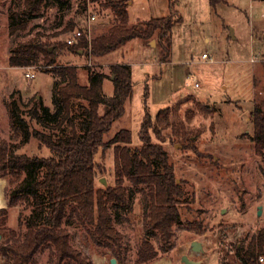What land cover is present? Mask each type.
I'll use <instances>...</instances> for the list:
<instances>
[{"label": "rangeland", "instance_id": "rangeland-1", "mask_svg": "<svg viewBox=\"0 0 264 264\" xmlns=\"http://www.w3.org/2000/svg\"><path fill=\"white\" fill-rule=\"evenodd\" d=\"M100 1L103 0H86L83 8V0H46L40 11L27 20L25 28L10 33L8 15L12 0H0V141L15 145L21 138L10 124V108L29 119L26 112L34 102L52 107L50 67L10 66L9 55L19 42L26 40L49 38L64 43L65 34L73 30L67 29L69 22H74V29L82 28L90 38L104 31L114 21V13L110 7H102ZM126 3L129 24L139 25L151 17L168 15L178 19L171 29L168 56H163L158 38L152 36L145 41L132 38L96 57L86 51L75 53L64 44L55 58L58 64L76 65L80 83H87V67L109 74L112 64L130 65L133 94L125 103V114L112 123L105 139L127 128L131 134L128 146L139 147L138 132L145 107L155 125L157 112L168 109V125H156V131L150 129V135L151 141L160 143L167 151L175 181L182 190L180 218L173 225L170 243L163 245L155 230L145 231L141 191L144 186L122 177L128 194L120 219L109 203L112 224L119 233L117 264H185L181 260L184 254L197 264H226L233 260L241 264L234 255L235 244H246L252 233L264 229V164L250 138L254 101H264V1L225 0L215 6L209 0ZM91 13L96 17L88 21ZM202 53L207 57H202ZM39 57L42 59L41 53ZM27 71H34L35 76L26 77ZM112 88V81L105 78L104 92L111 93ZM81 103L74 99L76 115ZM30 124L52 131L33 120ZM60 128L68 131L70 125L64 123ZM17 151L49 155V150L33 136L18 144ZM95 160L98 169L94 186L104 189L116 185L114 144L100 148ZM11 180L0 170V207L8 212L6 222L0 223V232L4 228L25 231L24 226H18V218L29 213L24 202L9 205L8 197L14 188ZM68 229L71 243L82 250L88 264H109L107 247H81L83 226L72 223ZM194 240L200 242L201 251H190ZM143 241L156 254L138 262L137 252ZM30 264H54L49 249H40Z\"/></svg>", "mask_w": 264, "mask_h": 264}, {"label": "trees", "instance_id": "trees-1", "mask_svg": "<svg viewBox=\"0 0 264 264\" xmlns=\"http://www.w3.org/2000/svg\"><path fill=\"white\" fill-rule=\"evenodd\" d=\"M220 1L225 0H209V3L215 6ZM45 2L12 0L8 15L9 32L25 28L27 20L38 13ZM126 2H99L102 7L108 6L113 10L114 21L104 31L93 35L90 43L85 33L72 45L50 41L49 38L26 40L19 42L8 57L10 66L52 65L50 72L53 83L52 107L41 101L34 102L26 112L29 119L16 113L13 108L9 109L13 131L21 135L18 144L26 143L33 136L49 150V155H28L17 151V143L11 145L4 140L0 141V170L4 175L11 176V182L14 183L11 195L7 196L8 203L15 205L24 202L29 206V213L23 219L18 218V226H24L25 231L4 228L0 232V264H30L34 255L43 248L49 249L54 264H88L82 257V250L71 243L68 226L72 223L85 228L79 237L81 247L83 244L103 245L110 250L109 257L119 261V233L112 224L109 203L114 206L116 216L120 219V210L125 208L128 194L122 185V177L135 185L144 186L141 191L145 203L143 220L146 233L155 230L163 245L170 243L173 225L180 218L178 205L183 193L175 181L167 151L160 143L151 141L150 135V129L156 131V125H168V109L157 112L155 125L145 107L138 132L141 143L139 147L128 146L131 134L127 128L119 129L109 139H105L112 123L125 114V103L133 94L130 65L112 64L109 74L87 67V83H80L76 65L55 62L57 51L64 44L75 53L86 51V54L96 57L116 49L132 38L145 41L152 36L158 38L163 56H168L171 29L178 19L168 15L151 17L139 25L129 24ZM85 3L86 0H83V8ZM74 26V22H69L67 29H74ZM105 78L112 81L111 93L103 90ZM147 95L145 87L144 98ZM74 99L82 101L78 115L74 113ZM250 119L253 125L250 138L264 164L263 100L254 101ZM31 120L52 131L46 132L31 126ZM64 123L70 125L68 131L60 128ZM51 124H55L54 129ZM56 129H61V132L58 133ZM109 144H114L117 184L104 189L96 188L94 178L98 167L95 159L99 149ZM7 213L5 207H0L1 224L6 222ZM155 254L148 242L143 241L136 260L146 261ZM234 255L241 264H264L258 260L264 256V229L252 233L246 244H235ZM226 264L236 263L233 260Z\"/></svg>", "mask_w": 264, "mask_h": 264}, {"label": "built area", "instance_id": "built-area-1", "mask_svg": "<svg viewBox=\"0 0 264 264\" xmlns=\"http://www.w3.org/2000/svg\"><path fill=\"white\" fill-rule=\"evenodd\" d=\"M263 16H264V13H263ZM95 17L96 16L93 13L88 14V21H92L93 19H95ZM82 34H83V31L80 30L79 28L73 29V30H71V31H69L68 33L65 34L64 42L67 45L75 44L81 38ZM86 38H87V41L90 43V35L89 34L86 35ZM202 57H207V54L206 53H202ZM88 65H90V63H88ZM45 66L46 67H50V68L52 67V65H45ZM25 76L29 77V78H32V77L35 76V72L34 71H27L25 73ZM258 260L260 262H264V256H260Z\"/></svg>", "mask_w": 264, "mask_h": 264}, {"label": "water", "instance_id": "water-1", "mask_svg": "<svg viewBox=\"0 0 264 264\" xmlns=\"http://www.w3.org/2000/svg\"><path fill=\"white\" fill-rule=\"evenodd\" d=\"M151 41L153 42V40H151ZM80 52H81V50H80ZM258 214H260V208H258ZM201 250H202V247H201V244L199 241L194 240L191 242L190 251L199 252ZM181 260L185 264H197L198 263V261L189 258L186 254L182 255ZM109 261H110V264H117V260L115 257H111Z\"/></svg>", "mask_w": 264, "mask_h": 264}, {"label": "bare ground", "instance_id": "bare-ground-1", "mask_svg": "<svg viewBox=\"0 0 264 264\" xmlns=\"http://www.w3.org/2000/svg\"><path fill=\"white\" fill-rule=\"evenodd\" d=\"M2 203H3V202H2ZM2 203H1V204H2ZM3 204H4V203H3Z\"/></svg>", "mask_w": 264, "mask_h": 264}]
</instances>
